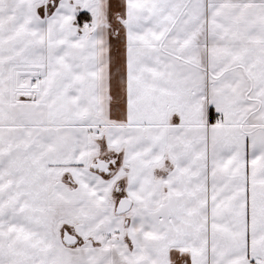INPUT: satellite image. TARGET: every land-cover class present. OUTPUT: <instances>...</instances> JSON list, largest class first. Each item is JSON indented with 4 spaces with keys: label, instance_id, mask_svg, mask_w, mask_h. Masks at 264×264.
<instances>
[{
    "label": "snow or ice",
    "instance_id": "1",
    "mask_svg": "<svg viewBox=\"0 0 264 264\" xmlns=\"http://www.w3.org/2000/svg\"><path fill=\"white\" fill-rule=\"evenodd\" d=\"M0 264H264V0H0Z\"/></svg>",
    "mask_w": 264,
    "mask_h": 264
}]
</instances>
